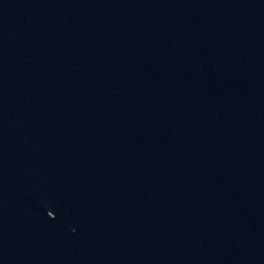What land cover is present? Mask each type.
Segmentation results:
<instances>
[{
  "label": "water",
  "instance_id": "1",
  "mask_svg": "<svg viewBox=\"0 0 264 264\" xmlns=\"http://www.w3.org/2000/svg\"><path fill=\"white\" fill-rule=\"evenodd\" d=\"M0 264H264V0H0Z\"/></svg>",
  "mask_w": 264,
  "mask_h": 264
}]
</instances>
